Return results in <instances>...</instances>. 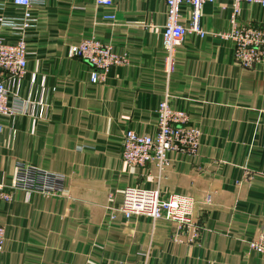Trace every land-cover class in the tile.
Listing matches in <instances>:
<instances>
[{
	"label": "crops",
	"instance_id": "crops-1",
	"mask_svg": "<svg viewBox=\"0 0 264 264\" xmlns=\"http://www.w3.org/2000/svg\"><path fill=\"white\" fill-rule=\"evenodd\" d=\"M114 3L112 22L95 0H33L24 30L22 10L0 0V41L23 35L28 52L22 78L0 70L14 111L2 120L0 175L12 186L23 164L64 177L57 195L16 189L11 202L0 198V264H264L250 248L264 224V65L242 68L235 43L218 35L232 30L233 2L203 6L208 35L184 38L169 79L164 1ZM191 18L183 4L180 23L189 26ZM237 20L264 26V7L240 3ZM89 37L129 58L103 83H92L90 64L71 56ZM166 95L201 129L197 154L169 153L163 172L155 164L127 166L125 133L154 136ZM133 187L192 197L200 242L190 244L170 221L112 220Z\"/></svg>",
	"mask_w": 264,
	"mask_h": 264
},
{
	"label": "built area",
	"instance_id": "built-area-1",
	"mask_svg": "<svg viewBox=\"0 0 264 264\" xmlns=\"http://www.w3.org/2000/svg\"><path fill=\"white\" fill-rule=\"evenodd\" d=\"M166 5L167 21L163 27L162 47L165 53L164 72L171 78L176 67L178 47L188 34H196L201 38L208 35L202 26V8L206 4L217 1H230L235 6L231 18L232 30L227 34H218L235 43V60L242 68L254 69L264 65V26L251 28L238 24L237 14L240 3L256 4L264 7V0H163ZM13 4L22 10L23 21L21 27L27 30L31 27V6L33 0H13ZM98 7L109 10L103 18L107 21L116 19L114 0H95ZM189 4L192 7V18L189 26L180 23L181 6ZM71 56L84 60L92 67L91 82L94 84L105 82L109 71L117 66H126L129 58L125 54H118L112 45L89 37L71 48ZM28 52L25 37L22 35L16 42L0 41V70L11 78H22L27 72ZM169 96L160 102L158 107V127L154 136L140 135L128 130L122 143V160L129 167H144L155 164L160 172L169 165L168 154L194 156L197 154L202 132L194 125L186 112L174 110L170 107ZM8 91L4 81L0 80V134L3 131L2 120L13 114V106L8 100ZM15 184L7 186L0 175V198L6 202L12 201L13 190H25L46 196L57 195L62 192L64 177L44 170L18 165ZM210 197L207 203H210ZM195 200L182 194H171L162 197L159 190L128 188L125 191L123 206L112 209L110 218L113 220L120 214L127 222L141 217L153 221L166 220L176 223L179 232L188 236L190 244H198L202 233V226L195 214ZM6 229L0 226V254L4 252ZM250 248L264 256V224L259 234L250 242Z\"/></svg>",
	"mask_w": 264,
	"mask_h": 264
}]
</instances>
